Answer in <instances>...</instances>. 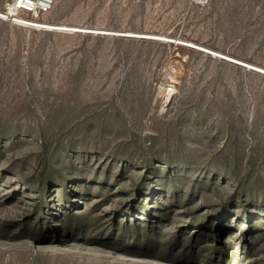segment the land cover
<instances>
[{"label":"rangeland","instance_id":"374dc122","mask_svg":"<svg viewBox=\"0 0 264 264\" xmlns=\"http://www.w3.org/2000/svg\"><path fill=\"white\" fill-rule=\"evenodd\" d=\"M27 17L0 19V264H264V0Z\"/></svg>","mask_w":264,"mask_h":264},{"label":"built area","instance_id":"2783aa9c","mask_svg":"<svg viewBox=\"0 0 264 264\" xmlns=\"http://www.w3.org/2000/svg\"><path fill=\"white\" fill-rule=\"evenodd\" d=\"M55 3L56 0H7L4 9L0 11V19L19 27H29L26 23L30 19L27 16L49 14Z\"/></svg>","mask_w":264,"mask_h":264},{"label":"water","instance_id":"95a60500","mask_svg":"<svg viewBox=\"0 0 264 264\" xmlns=\"http://www.w3.org/2000/svg\"><path fill=\"white\" fill-rule=\"evenodd\" d=\"M54 30H51V31H69V30H62V29H58V28H53ZM74 32V31H73ZM78 33H82V32H78ZM88 33H95V32H88ZM100 35H111L110 33H99ZM115 35V34H114ZM122 36H126V35H122ZM131 37H134V38H147V37H140V36H131ZM150 39H157V38H151ZM159 40H162V39H159ZM171 43H175L174 41H170ZM202 51V50H201ZM203 52H205L203 50Z\"/></svg>","mask_w":264,"mask_h":264},{"label":"bare ground","instance_id":"6f19581e","mask_svg":"<svg viewBox=\"0 0 264 264\" xmlns=\"http://www.w3.org/2000/svg\"><path fill=\"white\" fill-rule=\"evenodd\" d=\"M29 21H31V20H29ZM28 22V21H27ZM27 24V23H26ZM52 30H54L53 28H52ZM62 30H67V29H62ZM69 31H73V30H69ZM74 32H84V31H74ZM87 32H92V31H87ZM97 34H99V33H97Z\"/></svg>","mask_w":264,"mask_h":264}]
</instances>
